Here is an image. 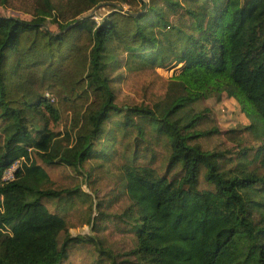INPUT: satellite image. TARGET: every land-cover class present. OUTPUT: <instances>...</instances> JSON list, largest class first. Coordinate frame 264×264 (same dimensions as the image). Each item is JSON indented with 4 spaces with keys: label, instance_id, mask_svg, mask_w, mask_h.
Returning <instances> with one entry per match:
<instances>
[{
    "label": "trees",
    "instance_id": "1",
    "mask_svg": "<svg viewBox=\"0 0 264 264\" xmlns=\"http://www.w3.org/2000/svg\"><path fill=\"white\" fill-rule=\"evenodd\" d=\"M100 3L129 10L99 24L79 20ZM0 7L31 17L0 16V264H74L70 249L84 244L94 246L97 264L123 257L118 264H264V0H149L147 7L138 0H0ZM47 19L57 33L42 30ZM114 50L179 67L174 80L185 95L163 107L118 105L108 74L118 64ZM223 94L238 103L249 121L244 130L260 142L250 160L249 148L201 143L220 133L197 128L207 108L177 117ZM113 116L137 139L146 131L137 119L145 122L167 147V168L159 175L150 163L137 164L133 151L119 168L129 205L110 216L79 185L54 188L44 167L81 173L90 159L113 164L119 155L117 129H108ZM48 117L69 126L66 147L56 142ZM16 162L13 178L4 180ZM83 201L98 211L93 227L113 220L132 235L130 252L115 256L94 238L67 234L64 215Z\"/></svg>",
    "mask_w": 264,
    "mask_h": 264
},
{
    "label": "rangeland",
    "instance_id": "2",
    "mask_svg": "<svg viewBox=\"0 0 264 264\" xmlns=\"http://www.w3.org/2000/svg\"><path fill=\"white\" fill-rule=\"evenodd\" d=\"M139 1L145 4V7H147L149 2V0ZM119 10L125 13L129 10V7L123 3H112L109 5L100 3L91 11L82 15L79 20L90 18L99 24L109 13ZM0 16L21 21L31 20V17L28 15L1 7ZM42 30L50 35L58 32L56 24L51 19H47ZM112 54L118 59V64L113 65L114 67L109 69L108 74L116 91L118 105L129 107L145 106L149 108L155 106L163 107L167 106L174 99L185 95L183 85L174 80V75L178 72L179 67H174L173 64L160 67L158 64L153 63L151 57H147L143 61L140 58H131L126 53L120 54L116 50ZM45 96L51 101L54 100L50 94H45ZM206 108L209 110L208 116L206 118L202 117L201 123L197 128L199 130L216 128L220 132L201 141L206 149L230 150L245 147L250 149L248 152L250 160L253 156L251 148L257 147L260 142L255 140L250 132L244 130L249 126V121L245 118L238 103L228 98L225 94L221 96L220 101L210 98L190 104L177 117L187 120L193 115L192 112H198ZM47 120L49 128L58 135L56 142L66 147L68 142L66 135L69 134L72 137L69 126L65 128L61 119L54 121L48 117ZM120 122L121 116H113L108 126V129H117L115 136L119 142L117 146L119 152L118 159L113 164L99 166L98 161L90 159L83 164L81 173H76L73 169L62 165L44 167L54 188H69L79 185L83 192L91 196L93 204L100 201V211L110 216L120 214L129 205L124 189L123 176L119 168L123 165L124 160L131 157L133 151L139 155L136 161L137 164L148 165L150 163V167L155 169L159 175H162L167 168L165 162L167 147L161 140L154 138L145 122L137 119V122L146 128L140 139H137V133L134 129L123 130V128H117ZM124 131L126 135L123 134ZM2 139L3 135L0 132V144ZM137 140H140V142ZM145 146H147V149H145ZM258 165L257 163L254 167L256 168ZM19 166L20 164L15 165L9 173L14 174ZM175 174H177V170L172 171L170 176ZM95 191L96 198H93L92 193ZM45 205L49 211L59 212V207L55 203L45 201ZM97 212L94 205L90 211L88 201L79 202L74 210L72 209L68 211L67 215H64L65 219L71 224L67 234L70 237L94 238L98 246L109 250L115 256H125L124 254L133 249L135 245L134 238L131 234L122 233L115 229L113 220L97 221L96 228L93 227L92 219H95ZM89 215L91 222L87 223L86 220H88ZM64 235L60 234L59 243L62 241ZM126 259L125 257L119 258L116 259V262L118 264ZM68 261L74 264H97L94 246L86 244L72 246L68 255ZM133 262L131 260L129 264H133Z\"/></svg>",
    "mask_w": 264,
    "mask_h": 264
},
{
    "label": "built area",
    "instance_id": "3",
    "mask_svg": "<svg viewBox=\"0 0 264 264\" xmlns=\"http://www.w3.org/2000/svg\"><path fill=\"white\" fill-rule=\"evenodd\" d=\"M20 162H16L9 170H7L4 174V180H11L13 178V174L9 173L11 170H13L15 165H19ZM9 173V174H8ZM8 174V175H7Z\"/></svg>",
    "mask_w": 264,
    "mask_h": 264
}]
</instances>
